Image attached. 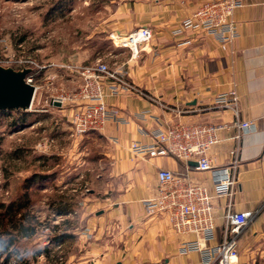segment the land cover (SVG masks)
Masks as SVG:
<instances>
[{"label": "crops", "instance_id": "crops-1", "mask_svg": "<svg viewBox=\"0 0 264 264\" xmlns=\"http://www.w3.org/2000/svg\"><path fill=\"white\" fill-rule=\"evenodd\" d=\"M205 1L110 0L111 27L121 34L147 27L153 39L145 52L124 58L115 69L144 96L123 90L108 96L110 86L117 83L103 82V101L118 111L119 120H109L96 132L105 144L104 161L109 166L102 171L113 179L111 186L107 184L113 196L103 199L105 208L98 203L94 217L85 220L96 246L86 254L101 256L91 264H200L198 253H179L184 243L194 240L192 235L176 234L166 216L148 215L144 209V201L157 194L159 169L208 189L216 224V241L210 245L222 240L227 211L250 212V222L238 235V263L264 264V0H244L234 12L238 38L227 51L190 31L172 35ZM231 90L238 96L237 120L253 124L254 129H236L232 111L214 106L217 96ZM69 98L66 109L72 111L80 102L75 96ZM168 123L228 127L217 133L219 142L208 152L213 173L197 171L191 165L195 162L186 169L175 158H147L132 152L135 144L155 143L153 133ZM225 169L234 174L235 182L228 193L218 195L214 178Z\"/></svg>", "mask_w": 264, "mask_h": 264}, {"label": "rangeland", "instance_id": "rangeland-1", "mask_svg": "<svg viewBox=\"0 0 264 264\" xmlns=\"http://www.w3.org/2000/svg\"><path fill=\"white\" fill-rule=\"evenodd\" d=\"M112 11L110 0H0V67L20 71L32 63L38 88L31 109L24 111L25 121L16 110L0 112V208L27 199L28 207L14 220L33 230L30 237L0 250V264L101 260L86 254L96 246L85 220L113 196L107 189L113 179L102 171L109 166L105 144L96 132L72 137L70 104L55 107L51 100L78 94L81 78L71 67L102 60L115 70L131 57L129 50L122 53L112 44L110 36L117 32L111 27ZM59 202L67 215L56 214ZM68 228L70 237L57 241Z\"/></svg>", "mask_w": 264, "mask_h": 264}, {"label": "built area", "instance_id": "built-area-1", "mask_svg": "<svg viewBox=\"0 0 264 264\" xmlns=\"http://www.w3.org/2000/svg\"><path fill=\"white\" fill-rule=\"evenodd\" d=\"M244 0H208L200 4L190 16L173 31V36L183 35L186 31L212 39L222 51H227L238 38V31L233 20L234 12L244 6ZM124 36V42H120ZM116 48L128 49L131 57L135 58L140 52H145L153 39L152 31L147 27H140L128 33L116 32L110 36ZM30 65H33L30 63ZM30 65H22L20 71L29 69L25 82L34 87V95L38 88L33 84ZM30 66V67H29ZM71 70L78 73L81 86L76 95L80 104L70 113L71 134L74 138L83 137L85 134L98 132L111 119H118V111L110 108L103 101V82L112 80L116 86H110L108 96L119 95V91L144 96V93L132 84L118 76L102 60L89 67L73 66ZM119 87V89H118ZM70 100L68 96H59L51 100L60 102L61 106ZM214 106L222 110H231L236 121L233 127L240 131L254 129L249 122H239L238 96L234 90L216 97ZM29 109V110H30ZM119 120V119H118ZM227 126H214L207 123L191 125L170 124L166 128H159L153 133L155 143L150 145L135 144L132 152L147 158L171 157L181 161L186 169L190 162H195V169L200 172L213 171L212 161L208 152L219 142L217 133ZM235 139H239L236 136ZM237 148L232 151L235 157ZM233 163L236 161L233 159ZM215 180V193L226 194L235 182L234 174L227 169ZM216 173V172H215ZM214 173V176H215ZM158 183L157 194L154 198L145 200L143 205L148 215H164L170 228L176 234H190L193 241L184 243L180 255L198 253L200 264H239L238 263V235L251 220L250 212L227 211L224 216L222 240L215 245L216 224L213 216L212 195L208 189L197 182L189 180L186 176L175 174L167 169H159L156 174ZM243 264H253L246 262Z\"/></svg>", "mask_w": 264, "mask_h": 264}, {"label": "water", "instance_id": "water-1", "mask_svg": "<svg viewBox=\"0 0 264 264\" xmlns=\"http://www.w3.org/2000/svg\"><path fill=\"white\" fill-rule=\"evenodd\" d=\"M29 73V69L14 71L0 67V111H29L34 95V87L25 82ZM52 105L61 107L60 102ZM191 165L196 167L197 164Z\"/></svg>", "mask_w": 264, "mask_h": 264}, {"label": "trees", "instance_id": "trees-1", "mask_svg": "<svg viewBox=\"0 0 264 264\" xmlns=\"http://www.w3.org/2000/svg\"><path fill=\"white\" fill-rule=\"evenodd\" d=\"M116 48V47H115ZM122 49V48H119ZM128 50V49H127ZM130 52V51H129ZM131 53V52H130ZM9 111V110H6ZM13 111V110H10ZM0 112H5V111H0ZM20 112V117L21 122L26 120V112L18 110ZM39 180L43 179L41 176H37ZM55 203V201L53 202ZM60 202L58 203V209L56 214L58 215H67L68 211L67 210H61L59 209ZM28 207V200H19L18 202H13L8 205H1V214H0V250H6L12 247L16 241L20 238H28L31 235H33V230L30 228L31 226H25L22 222V220H14L16 215H20L21 211L26 210ZM21 217V215H20ZM25 217V214H22V218ZM9 223V228L4 227V222ZM67 230L60 232V234L55 238L57 241H61L62 239H67L70 236L67 234ZM2 237H5L2 240Z\"/></svg>", "mask_w": 264, "mask_h": 264}, {"label": "bare ground", "instance_id": "bare-ground-1", "mask_svg": "<svg viewBox=\"0 0 264 264\" xmlns=\"http://www.w3.org/2000/svg\"><path fill=\"white\" fill-rule=\"evenodd\" d=\"M121 40H122V39H121ZM121 40H120V42H124V40H123V41H121Z\"/></svg>", "mask_w": 264, "mask_h": 264}]
</instances>
